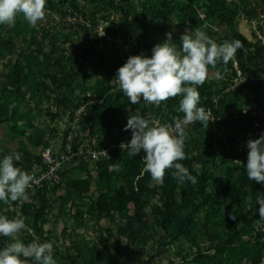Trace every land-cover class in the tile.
<instances>
[{
  "label": "trees",
  "instance_id": "16d2710c",
  "mask_svg": "<svg viewBox=\"0 0 264 264\" xmlns=\"http://www.w3.org/2000/svg\"><path fill=\"white\" fill-rule=\"evenodd\" d=\"M122 1L59 0L58 6L76 10L90 20L93 28L78 25L75 35L79 30L85 35L79 36L77 45L67 35L63 43L69 47L65 49L59 42L57 45L60 35L54 37L50 52H45L43 44L50 37L48 32L40 37L36 27L30 26L22 15L17 16L13 27L0 25V65L16 51V39L29 35L23 39L24 47L17 60L8 62L9 72L0 71V128L12 125L13 135L24 137L27 143L16 150L0 144V160L19 153L21 159L14 161V166L29 174L33 159L41 161L37 152L48 146L46 132H57L48 123L36 125L30 113L26 116L30 121L21 127L20 105L30 107L31 102L39 117L54 123L63 109L76 107L82 96L91 92L101 103L95 105L82 127L91 129L92 134L98 129L115 142L132 135L131 130H124L130 116L140 115L148 120L161 117L165 121L170 116L183 115L178 111L180 96L156 107L143 101L133 105L120 89L111 93L117 70L130 56L150 58L153 47L166 41V33L172 34L170 43L181 49L180 37L168 27L174 16L192 29L199 27L207 36L214 32L213 27L228 29L225 40L218 39L217 44L239 41L242 47L235 56L242 69L249 72L252 66H259L263 50L257 46L254 54L253 44L239 31L237 14L245 13L248 19L256 16L254 9L247 10L244 0H145L140 8L133 0ZM260 1L264 6V0ZM50 3L54 5L53 0ZM111 13L122 16L119 24L111 23ZM99 15L110 22L107 31L111 40L119 37L131 42L132 50L124 52L121 47H113L108 51V37L100 38L94 32L100 23ZM231 65L232 61L226 73L222 62L209 70L214 74L220 70L225 77ZM92 78L95 85L90 86ZM217 86L215 80L196 86L200 107L210 105ZM239 99L240 96H231L229 103L237 104ZM43 105L47 108H41ZM226 105L223 102L222 107L225 109ZM54 108L59 110L56 114ZM210 128L211 124L205 128L198 122L185 131L188 158L178 162L196 178V184L180 182L173 175L174 169L166 171L163 183L155 181L144 171L143 152L133 156L116 148L98 161L82 160L75 143V161L62 166L60 184L43 183L23 203L0 202V215L26 218L32 232H22L19 239L26 244L34 240L53 243V258L59 256V264H261L264 221L259 220L256 201L264 197V184L247 178L248 154L236 155L223 144L218 149ZM236 159L241 164L233 162ZM68 215L76 224L72 233L88 228V222L107 223L99 226L94 240L69 233V243L64 244ZM232 215L236 220L230 218ZM61 223L65 228L57 235ZM9 241L10 238L0 237V248ZM156 251L162 255L158 260L153 254Z\"/></svg>",
  "mask_w": 264,
  "mask_h": 264
},
{
  "label": "clouds",
  "instance_id": "9594fccd",
  "mask_svg": "<svg viewBox=\"0 0 264 264\" xmlns=\"http://www.w3.org/2000/svg\"><path fill=\"white\" fill-rule=\"evenodd\" d=\"M45 9L46 0H0V25L13 27L17 16L22 15L30 26L36 27L45 19ZM166 37L165 42L153 47L150 58L130 56L117 70L114 80L118 81L120 90L133 105L143 101L159 107L162 102L182 97L178 111L184 113V117L175 119L172 126L161 125L155 119H144L140 115L130 116L124 130H131L132 138L128 144L121 143L120 147L129 150L133 156L143 152L144 171L160 183H163L166 171L174 169L173 175L180 182L187 180L196 184V178L178 162L188 158L184 150V128L197 121L205 128L210 124V110L199 106L200 93L196 86H202L210 76L209 67L216 69L220 62L226 73L227 65L234 60L242 45L239 41L217 44L199 27L185 30L180 38V50L170 43L171 33H166ZM215 78L223 79L220 70L215 72ZM247 148V178L264 184V134L249 140ZM101 152L107 155L105 151ZM20 159V154L16 153L0 160V202L6 205L28 201L27 190L36 183L32 175L14 166V161ZM233 162L241 164L238 160ZM256 203L259 204V220L264 221V197L258 198ZM230 218L236 220L234 215ZM25 221L24 217L9 219L0 215V237L10 238L0 248V264H57L53 258V243L34 240L26 244L19 239L22 232H32Z\"/></svg>",
  "mask_w": 264,
  "mask_h": 264
},
{
  "label": "built area",
  "instance_id": "2783aa9c",
  "mask_svg": "<svg viewBox=\"0 0 264 264\" xmlns=\"http://www.w3.org/2000/svg\"><path fill=\"white\" fill-rule=\"evenodd\" d=\"M255 17L249 19L250 21L248 20L246 33H241L253 44L251 51L254 54L257 46L263 50L259 66H252L251 70L246 72L235 56L231 69L223 79L217 80L214 72L209 70L210 76L208 79L213 77V80L219 85L212 95L210 105L203 107L206 111L210 110L211 113L209 120L211 128L209 131L215 135L216 147L220 149L221 144H223L227 150L234 152L236 155L248 154L247 142L258 139L261 134H264V20L261 21L264 16L256 19ZM109 23L106 21L100 22L94 32L100 38L108 37L107 39L111 40L107 31ZM84 25L92 29L89 21H85ZM100 25H103L105 31L98 30ZM80 62L82 63V61ZM86 65L89 66L90 63L87 62ZM111 84L115 86L111 93L120 89L118 81L114 80ZM231 96H240L237 104L229 103ZM223 102L228 104L225 109L222 107ZM100 103V99L89 92L86 96H82L81 102L76 107L63 109L60 118L56 122L51 123L50 120L47 122L50 128L56 129L57 132L55 134L49 130L46 132L45 139L48 141V146L37 152V157H40L41 161H37L35 158L32 161V169L29 174L35 178L36 183L27 190L28 195L42 187L45 182L60 184L59 172L62 166L75 161L76 156L73 148L75 143L78 147V156L82 160L98 161L106 158L112 150L121 148V143L128 144L130 142L132 135L122 142H115L108 139L106 134H100L98 129H95L92 134L91 129L87 128L85 130L82 127L86 118L93 114L95 105ZM58 111L56 108L53 109L55 114ZM183 117L184 114L170 116L165 121L161 117L155 120L161 125L174 126L175 119L182 120ZM198 122L187 125L184 131L193 129ZM56 150H58V153H56ZM101 150L105 151L107 155L103 154ZM122 151L129 152L127 149ZM237 160L239 161V159ZM36 241L40 243V241Z\"/></svg>",
  "mask_w": 264,
  "mask_h": 264
},
{
  "label": "rangeland",
  "instance_id": "374dc122",
  "mask_svg": "<svg viewBox=\"0 0 264 264\" xmlns=\"http://www.w3.org/2000/svg\"><path fill=\"white\" fill-rule=\"evenodd\" d=\"M121 1L122 0H118V2H121ZM144 1L145 0H133L134 5L137 6V8H140V4ZM244 1H245V4H247L246 8L248 11H251L253 9L255 10V12H254V14L256 15L255 19L264 16V6L260 0H244ZM53 3H54V5H52L50 3V0H46V9H45L46 16H45V19L43 21L38 22V24L36 26V29H37L40 37L45 35V33L47 34V32L50 35V37L48 39L45 38L44 43H43L45 52H50L53 49V47H52V42L54 41L53 39H54V37L58 38L59 35H60V37H59L60 41H57V45L59 42L61 49H65L68 46L67 44L63 43L66 40L65 37L67 35H71V39H73V41L75 39V44L77 45L78 41H80L79 36L83 37L85 35L82 30H79V34L75 35V31H77L78 25L82 24V26H83L85 21H90V20H87L85 18H82V16H80L78 14V12L76 10L72 9L71 7L58 6L59 0H53ZM85 3L86 2H84V4ZM100 7H101V5H100ZM58 10H61V12H58ZM107 15H109V14L107 13ZM149 15L151 16L152 14H149ZM121 17H122L121 15H118V14L113 15L111 13L110 14V20L112 21L111 23L113 25L119 24ZM111 18H113V19H111ZM97 19L100 22L105 21V19L102 18V15H99ZM237 20H238V25H239V31L246 33V29L248 28L247 24L251 19L249 20L247 15L244 13V14H237ZM263 20L264 19H261V21H263ZM168 27L173 33H175L180 38H181L182 34L185 33L186 29L195 30V28L192 29L189 25H187L186 23L181 21L179 16H174L168 22ZM98 30L101 32L105 31L103 25H100ZM213 30L215 33L212 32L211 34H209L210 35L209 37L211 39H213L216 43H217L218 39H224L225 40L226 35L229 34L228 29L223 30L220 27H213L212 31ZM24 38L28 39L29 35H24V36L18 37L16 39V41H15L16 51L10 57H6L4 59V62L1 63V65H0V71L1 72L2 71H4L5 73L9 72L11 65H8V64H10L8 62L9 61L15 62L17 60L19 53L21 52V48L24 47V44H23ZM108 41H110L109 42L110 48H108L109 49L108 51H111V49L113 47H115V48L121 47L122 48L121 50L124 52L132 50L131 42H127V41H125L119 37H117L116 39H112V40L108 39ZM208 80H210V81L213 80V77L208 79ZM93 84L95 85V78L91 79L90 86H92ZM217 85H219V83H217ZM20 108H21V113H20L21 114V116H20L21 127L27 125L31 118L34 119L35 124L40 126V127L47 123V121L44 117H39V115H38L39 113H38V111H36L35 104L33 102L30 103V107H27V105H20ZM41 108L45 109V108H47V105H43ZM28 113H30L31 118L26 117V116H28L27 115ZM11 126L12 125H10V124H4L0 128V144L3 147H9V148L16 150L17 147H22L23 144L25 145L27 143V140H25L24 137H15L13 135L12 130H11ZM153 203H155V202H153ZM65 221L67 222V225H68V233H67V237L65 239L63 238L64 244L69 243V237H68L69 233L73 234V236L75 233L83 234L87 237V239L94 240L99 233V226L105 227L106 223H107L106 220H102L101 223H97L95 221L88 222L89 223L88 228H81V229L78 228L75 233H72V230L76 226L75 220L73 218H71V215H68V217L65 219ZM64 228H65L64 224L61 223L58 227L57 235L61 234L62 231L64 230ZM64 240L66 242H64ZM59 245H61V241L59 242ZM156 249L159 250V247L156 246ZM164 253H166V252H164ZM153 254L155 256V259H157V260H158V258L162 257V255H160L159 251H156ZM171 257H176V256H171ZM54 259L57 261V264H59L58 263L59 256H56ZM173 261H179V260L173 259ZM243 264H248V263L244 262Z\"/></svg>",
  "mask_w": 264,
  "mask_h": 264
},
{
  "label": "water",
  "instance_id": "95a60500",
  "mask_svg": "<svg viewBox=\"0 0 264 264\" xmlns=\"http://www.w3.org/2000/svg\"><path fill=\"white\" fill-rule=\"evenodd\" d=\"M56 153H58V150H56Z\"/></svg>",
  "mask_w": 264,
  "mask_h": 264
}]
</instances>
